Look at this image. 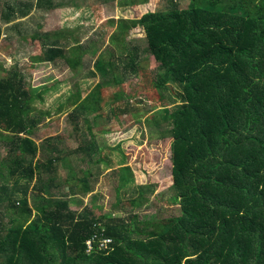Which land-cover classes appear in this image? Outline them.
Here are the masks:
<instances>
[{
	"label": "trees",
	"instance_id": "16d2710c",
	"mask_svg": "<svg viewBox=\"0 0 264 264\" xmlns=\"http://www.w3.org/2000/svg\"><path fill=\"white\" fill-rule=\"evenodd\" d=\"M58 5L84 7L27 0L2 9L0 19L11 30L32 9ZM125 22L144 33L156 64L151 85L172 94L173 105L153 116L169 121L160 135L170 138L171 206L138 214L153 205L152 185L136 184L128 164L109 167L113 150L122 148L106 147L105 129H93L102 123L88 116L102 114L104 83L137 74L139 49L120 47L117 65L99 53L84 74L94 48L75 46L67 57L69 32L34 29L41 53L33 63L62 60L73 77L98 73L100 80L85 96L77 80L58 106L70 110L76 146L54 136L37 144L40 119L51 112L35 102L49 86L31 91L16 63L6 69L0 62V264H264V0H167ZM120 65L131 72L116 74ZM110 105L109 118L117 113ZM67 160L89 169L79 177L84 184L68 191L56 177L57 164L67 167ZM101 173L112 179L116 207L96 213L107 193L93 192L88 176Z\"/></svg>",
	"mask_w": 264,
	"mask_h": 264
},
{
	"label": "rangeland",
	"instance_id": "374dc122",
	"mask_svg": "<svg viewBox=\"0 0 264 264\" xmlns=\"http://www.w3.org/2000/svg\"><path fill=\"white\" fill-rule=\"evenodd\" d=\"M130 1L109 0L101 3L99 0H75L77 3L81 2L84 7L72 9L58 5L48 11L39 8L32 9L27 21L16 20L17 23L13 29L10 31L6 29L11 35L0 34V62L6 69L16 63L23 71L25 83L31 91L49 86V90L43 93V101L36 100L35 105L42 110H49L51 115L40 119L39 131L34 138L39 144L41 139L54 136L55 139H62L66 148H69L76 146L77 143L73 137V124L71 123L74 121H71L68 116L70 110L61 112L58 110L59 104L66 101L67 90L70 91L73 83L78 80L81 96H85L94 83L100 80L98 73L97 78L84 76L88 70L93 68V60L97 54L101 53L106 59L115 57L113 63L117 65L116 54L120 51V47L122 48L124 45L128 49L134 47L139 49L138 60L141 66L137 74L127 76L122 83H104L102 114L97 117L88 116L90 122L102 123V126H96L93 129L97 132L101 128L105 129L103 141L106 147H117L119 144L122 148V151L113 150V157L109 161V164L112 165L109 167L116 168L122 163L128 164L134 170L136 184L152 185L154 190L149 196L153 205L150 207L145 204L140 210H137L138 214L142 215L153 213L156 205L171 206V203L167 202L174 193L170 138L160 135L166 128V122L169 121L161 117L153 118V116L163 105L171 107L173 100L170 99L172 98L171 92L158 91L151 85V70H154L156 64L150 54L145 51L147 43L144 33L139 27L128 29L125 22L128 18L140 17L148 10L154 11L165 7L167 0H135L134 3H130ZM179 1L182 5L186 4L188 0ZM0 2V11L2 9L7 11L12 7L13 2L26 4L27 0H0ZM54 2L60 4L61 0H54ZM0 24L5 26L1 19ZM36 24L40 27L36 28ZM34 29L40 31L38 33L41 35L60 30L65 35L69 32L71 36L67 37L69 41L65 45L67 57L72 56V49L75 46H81L80 50L84 52L94 48V55L89 60L90 66H87V61L85 63L84 74L77 78L73 77L68 64L62 60L55 63L46 61L32 63L30 57L41 53L38 37H32ZM116 39L119 42H112ZM112 52H115V56H111ZM124 56H126V52ZM83 57L86 60V57ZM115 71L116 74L123 71L131 72L128 69L124 70L122 65ZM111 103L115 104L114 108L117 113L109 118L108 112H110ZM77 122H83L82 116L77 119ZM3 153L4 148L0 149V154ZM122 154L125 156L123 162L120 161ZM79 168L80 166H74L68 160L67 167L61 163L57 164L56 177L59 182L64 184L66 191L75 187L76 184H84L80 182L79 177L85 176L89 169L85 167L80 172ZM88 177H92L91 183L96 184L93 192L107 193L106 204L99 201L100 206L97 207L96 213L111 211L115 208L116 203L111 200L113 186L110 181L112 179L108 176L109 181L102 173L99 176L90 174ZM105 184H107L106 187ZM91 194L88 193L84 196V203L88 201ZM71 207L76 206L72 205Z\"/></svg>",
	"mask_w": 264,
	"mask_h": 264
},
{
	"label": "crops",
	"instance_id": "0c3cea01",
	"mask_svg": "<svg viewBox=\"0 0 264 264\" xmlns=\"http://www.w3.org/2000/svg\"><path fill=\"white\" fill-rule=\"evenodd\" d=\"M1 1H2V0H1ZM0 3H1V2H0ZM72 9H73V8H72ZM45 11H48V10H45ZM70 12H71V11H70ZM70 12H69V13H70ZM29 16H30V14L27 16V18L24 17V18L17 19V20H18V21H19V20H26V21H27V19H29V18H28ZM4 25H5V26H2V24H1V28H2V32H1V33H2V35H3V36L11 35V34L8 33L10 30H9V31H6V29H7L6 26H8V25H6V24H4ZM35 26H39V25L36 24ZM39 27H40V26H39ZM25 30H27V26H26V29H25ZM33 56H34V55H33ZM33 56H31V57H33ZM31 57H30V59H31ZM31 61H32V60H31ZM32 63H33V62H32Z\"/></svg>",
	"mask_w": 264,
	"mask_h": 264
},
{
	"label": "built area",
	"instance_id": "2783aa9c",
	"mask_svg": "<svg viewBox=\"0 0 264 264\" xmlns=\"http://www.w3.org/2000/svg\"><path fill=\"white\" fill-rule=\"evenodd\" d=\"M88 243H90V241Z\"/></svg>",
	"mask_w": 264,
	"mask_h": 264
}]
</instances>
